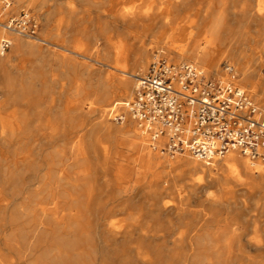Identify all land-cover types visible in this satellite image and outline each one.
Wrapping results in <instances>:
<instances>
[{
    "label": "rangeland",
    "instance_id": "1",
    "mask_svg": "<svg viewBox=\"0 0 264 264\" xmlns=\"http://www.w3.org/2000/svg\"><path fill=\"white\" fill-rule=\"evenodd\" d=\"M4 1L11 8L9 15L0 17L4 24L23 10H28L39 24L37 35L50 37L51 42L42 41L38 50L21 52L7 61L5 57L11 51L10 46L5 55L1 56L0 197H9L12 201L7 209L8 218L9 212H14L16 205L31 192L32 186H25L32 180L37 164L38 185L45 171L51 169V174L60 171L61 175H67L71 183L67 188L72 193L79 196L86 193L87 201L82 205V222L91 231L83 240L78 238L74 240V245L70 244L62 257V264H202L200 252L209 250L208 239L232 241V255L236 257L234 262L241 261L249 251L246 248L248 241L253 240L252 243H256L259 249H252L251 253L264 260V198L259 191L236 189L221 192L216 186L201 192L191 190L186 187L187 184L203 177L204 173L191 171L183 163L169 167L156 165L142 176L138 170L142 169L143 158H138L140 151L134 145L138 140L127 133L135 125H117L111 115L108 117V124L122 129L124 127L127 140L133 143V146H129L123 134L109 136L101 132L100 128L91 134L89 124L83 127L64 124L63 113L76 107L77 100L72 92L79 83L87 92L88 102L93 98L91 90L100 86L101 81H106L107 74L113 73L118 77L123 73L122 70L131 71L142 48H148L147 68L157 52H163L171 58L165 49L154 46V41L156 37L166 38L167 29L176 20L168 22L165 27L160 18L146 21L148 31H145L140 20L128 17L123 21L115 15L117 10L130 7L146 9L152 2L157 4L158 0H48L45 4L38 1L30 4L29 0ZM206 1L186 0L177 16L182 18L187 15L194 20L203 11ZM249 1L255 6V0ZM240 2L225 0V6L233 13L226 12V22L234 27L240 21L236 19L240 15ZM166 5L161 7L165 8ZM48 11L51 15L46 20ZM262 21L257 25L250 24L246 29L251 39L250 43L242 46L243 55L247 57L245 60L255 53L253 48L257 46V40L264 39V18ZM149 27H154L153 32L149 31ZM7 36L0 41L9 38ZM136 52L140 54L137 56ZM257 54L264 63V52L260 49ZM103 57H107V60ZM172 59L177 62L188 61ZM116 61L125 66L117 65ZM226 62L234 64L228 58ZM146 70L140 71L141 75ZM206 75L214 77L209 73ZM116 76H112V80ZM235 79V84L241 86L238 73ZM133 81L136 83V78ZM245 91L264 111V100L252 97L248 89ZM130 95L122 97V100L132 98ZM94 115L97 117L98 112ZM26 116L29 126L23 122ZM7 120L18 121L19 128L5 129L4 123ZM48 121L54 124V131L50 139H45ZM34 135L38 140L32 142V139H27V143L23 142L24 136L34 139ZM147 139L151 142L149 135ZM76 143L83 145L84 157H76L75 151H71V146ZM21 151L32 153L33 159L28 165L14 163V158ZM57 151H62V154ZM157 152L161 159L174 160L176 157L186 158L187 155L191 157L189 154L171 157L170 154ZM39 169H42L41 172ZM82 169L87 172L84 170L86 173L79 174ZM175 179L176 184L187 192L185 201L184 198L179 199L177 193L164 190ZM156 180L164 186L163 194L157 200L146 193V186ZM124 186H128L126 191L122 190ZM23 191L26 192L24 195ZM207 198L219 203H206ZM222 200L225 202H220ZM109 219L114 221L119 230L130 225L132 235L113 237L101 226ZM38 235L36 248L29 256L34 262H41L44 252V246L41 245L43 233ZM49 237H46L47 242ZM178 240H185L187 245ZM80 250L82 254L77 256L76 252Z\"/></svg>",
    "mask_w": 264,
    "mask_h": 264
},
{
    "label": "bare ground",
    "instance_id": "2",
    "mask_svg": "<svg viewBox=\"0 0 264 264\" xmlns=\"http://www.w3.org/2000/svg\"><path fill=\"white\" fill-rule=\"evenodd\" d=\"M34 1H38L40 4L48 2V0H29L28 3L33 4ZM3 3L4 1L0 0V17L9 15L11 10L9 7L8 9L4 8ZM185 3L186 0H158L157 4L152 2L146 9L140 10L130 7L117 10L115 15L123 21L127 20L128 17L133 20H140L145 26V31L147 30V24L145 25L146 21H155L160 18V22L165 27L168 22L176 20L174 25L167 29L168 35L166 38L156 37L154 41V46L162 47L171 56V58L168 57L169 61H175L172 58L188 60L180 62L196 64L205 74L209 73L214 75V77L218 76L219 79L226 80L230 79L224 64L228 58L234 63L235 71L238 73L240 82L242 83L241 87L252 92V97L264 100V63L257 54L260 49L264 52V39L260 38L257 40V46L253 48L255 53L247 60H245L247 57L243 55L244 49L242 48L243 45L250 43L251 38L248 35V30L246 31L248 26L250 24H260V21L264 18V0H255V6H253L249 0H241L240 15L236 18L240 21L235 27L226 22L225 15L226 12L228 13L230 10L225 6V0H207L203 11L194 20H191L190 16L187 15L182 18L177 16L180 7ZM163 4H167L165 8L161 7ZM236 12L234 13L236 14ZM50 13V11L46 13V20L49 19ZM169 14L174 15V17H171L172 15ZM229 14L233 13L229 12ZM0 22L3 21L0 20ZM148 29H150V32H153L154 27H149ZM261 35L262 34H260V36ZM4 36L9 37L7 40L11 41V51L8 52V55L5 57L7 61L21 52L38 50L40 42L42 41L51 43L50 37H41L39 34L36 36H27L16 32L14 33L6 24L0 23V39ZM2 41H0V48ZM236 45H241V47L237 48ZM147 49L142 48V51L140 50L141 54L138 53L140 57L137 58L138 61L131 67V71L127 72L121 69L123 73L118 77L113 73L107 74L106 81H101L100 86L91 90L90 95L93 98L90 99V101L87 102L86 100L87 92L84 86L80 83L75 86L72 96L77 100V104L72 110L63 113L64 124L68 126H74L76 124L79 127L89 124V132L91 134L94 133L95 129L97 131L99 128L101 132L109 136L113 134H123L127 144L133 146V143L129 141V139L127 140V135L123 131L124 127L122 129V127L118 128L115 127V125L113 126V124H108V117L111 115L109 109L111 105L120 102L122 97H128L132 93L135 86L133 81L134 78L137 79V77L141 75L140 71L146 70L148 66L149 52H147ZM4 55L5 53L3 56ZM1 56L0 50V63L2 60ZM103 58L107 60V57ZM115 63L122 67L125 66L117 61ZM222 64L224 65L222 66ZM106 65L111 66L109 64ZM100 70L101 69L98 71ZM112 76H116V78L112 80ZM235 80L236 79H234V81ZM252 80H256V82ZM83 83L85 84V82ZM90 88L88 87V89ZM130 96H132V94ZM87 98L89 97L87 96ZM95 112H98L97 117L94 115ZM23 122H26L25 126L28 125L27 116L23 119ZM130 123L135 125L136 128L134 126V129H128L127 133L137 138L138 142L136 144L134 143V145L138 148V151H140L138 158H143V162L141 163L142 169H140V171L138 170V172L141 173L140 175L149 172V170L156 165L169 167L183 163V165L191 171L199 170L201 173H204L203 177L192 180L187 184L186 187L191 190H198L201 192L203 189H208L211 186H216L221 192L234 191L236 189L238 191L251 189L259 191L264 198L263 161L253 160L238 151L228 152L222 157L201 159L193 156L188 150H185L181 155L189 154L191 157L187 155L186 158H183L185 156L176 157L174 160L166 158L161 159L162 157H159L160 155L157 154V151L161 154L165 153L160 151V146L163 145L164 139H159L157 142L153 141L150 134L141 130L132 120H127L123 124L117 125H127ZM4 128L15 130L19 128V123L14 120H7L4 123ZM53 131L54 124L48 121L45 139H50ZM148 135L151 138V142L149 141L150 143L147 139ZM35 137L33 139L31 136H29V138L28 136H24L23 142L27 143V139H32V142L38 140V138ZM89 138L91 137L89 136ZM150 148L157 153L152 152ZM71 151H75L76 157H84V148L81 143L72 145ZM57 153L61 155L62 151H57ZM18 155L14 158L15 164L24 163L28 165L30 160L33 159L32 153L28 151H21ZM37 167L36 164L33 178L30 183H27L25 186H32L31 192L24 196L23 200L16 205V210H14V212H9V218L7 217V209L10 207L12 201L9 197H0V264H62V257H64L66 249L70 244L74 245V240L78 238L83 240L84 236L88 235L91 231V229L89 230L88 226L82 222L84 217L82 205L87 201L85 198L86 193H83L82 196L72 193L67 188L68 185L71 186L67 175H61L60 171H58L59 173L51 174V169L50 171H45L43 177H41L42 183H40V181L38 185ZM39 170L41 172L42 169ZM84 170H80L79 174L81 172L82 174L87 172L86 170V172H84ZM74 185H76V183H74ZM127 187L128 186H124L122 190L126 191ZM163 187L164 186L161 185L159 180H156V182L146 186V193L157 200L163 194ZM130 188L131 187H129V189ZM164 190L177 193L176 195L179 199L187 197V192L183 191L182 188L176 184V179L173 180L168 187H165ZM22 193L24 195L26 192L23 191ZM220 198L223 199V196H220ZM205 202L213 205L219 203L216 200L210 201V198H207ZM220 202L225 201L222 200ZM159 203L164 208L166 207L164 203ZM101 226L113 237L127 234L132 235L130 225L119 230L112 219H109L105 224H101ZM39 233H43V238L41 240V245L44 246L43 258L41 262H34L29 259V256L31 251H34L36 248ZM48 236L50 237L47 242L46 237ZM178 241L185 246L187 245L185 240ZM203 241H205V239H203ZM207 242L210 243L209 250L207 252H204V250L200 252V261L202 264H264V260L261 256L251 253L252 249H259L256 243H252L253 240L252 242L248 241L246 248H248L249 251H247L239 262L233 261L236 257L232 255V241L226 240L218 242L208 239ZM77 249L78 246L76 250ZM76 254L78 256L82 254V251H77Z\"/></svg>",
    "mask_w": 264,
    "mask_h": 264
},
{
    "label": "built area",
    "instance_id": "3",
    "mask_svg": "<svg viewBox=\"0 0 264 264\" xmlns=\"http://www.w3.org/2000/svg\"><path fill=\"white\" fill-rule=\"evenodd\" d=\"M5 24L27 36H36L39 27L25 10ZM10 46L3 40L1 54ZM224 64L230 79L209 77L196 64L172 62L157 52L137 77L132 98L111 105V119L116 124L132 120L153 141L164 139L160 151L171 156L188 150L209 159L238 151L264 162V111L235 84L234 66Z\"/></svg>",
    "mask_w": 264,
    "mask_h": 264
}]
</instances>
